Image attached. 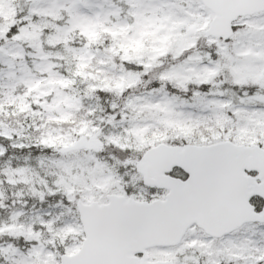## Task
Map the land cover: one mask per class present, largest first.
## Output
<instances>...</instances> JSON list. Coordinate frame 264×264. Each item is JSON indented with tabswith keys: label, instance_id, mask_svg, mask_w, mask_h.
Returning a JSON list of instances; mask_svg holds the SVG:
<instances>
[{
	"label": "snow or ice",
	"instance_id": "1",
	"mask_svg": "<svg viewBox=\"0 0 264 264\" xmlns=\"http://www.w3.org/2000/svg\"><path fill=\"white\" fill-rule=\"evenodd\" d=\"M0 264H264V0H0Z\"/></svg>",
	"mask_w": 264,
	"mask_h": 264
}]
</instances>
